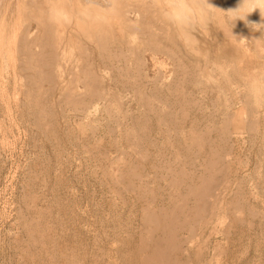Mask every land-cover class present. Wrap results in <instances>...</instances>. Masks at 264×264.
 Masks as SVG:
<instances>
[{"label": "rangeland", "instance_id": "rangeland-1", "mask_svg": "<svg viewBox=\"0 0 264 264\" xmlns=\"http://www.w3.org/2000/svg\"><path fill=\"white\" fill-rule=\"evenodd\" d=\"M56 3L0 0V264H264V32L145 0L68 44Z\"/></svg>", "mask_w": 264, "mask_h": 264}, {"label": "bare ground", "instance_id": "bare-ground-1", "mask_svg": "<svg viewBox=\"0 0 264 264\" xmlns=\"http://www.w3.org/2000/svg\"><path fill=\"white\" fill-rule=\"evenodd\" d=\"M57 1H60V0H57ZM144 1L145 0H71L72 8H68L63 3L49 4V5H47L46 14L49 18V15H48L49 9H65L70 13V15L72 17L71 23L65 24V23H53V22H51L54 39L56 41H58V40L62 41V40H64V38H66L65 40H67L69 42L68 44H70V39L72 37L71 31L74 28L75 29L88 28V29H94L97 32H101L100 30L102 28L103 23H105V25L107 26V29L109 28L110 36L114 37L116 30H114L113 27H110L109 22L112 23L115 19H118V18L123 19L122 23L130 22L131 19L127 18V15H129L128 9L122 8V7L127 6V8H128V7H131V5H134L133 8H135V6L140 7L139 4L143 3ZM154 1L160 2L162 5V8H164L166 6L170 7L174 3V0H154ZM199 1L200 0H194V1L185 0V3L187 5L193 6V3H195V2L199 3ZM224 1L226 4L225 6L228 7V8L227 7H225V8L227 9L226 12H227V15L229 16V18L231 20V23H233L234 25H239L240 27H242V26H245L246 24L249 25L250 21L254 20L255 26H257V28L259 27L258 29L259 30L261 29L264 32V6L261 7V10L256 9V10L251 12L252 8L255 7V4L245 3V5L242 9L237 10L244 3V0H224ZM73 7H74V9H73ZM196 7L197 6H195V9H196ZM123 9H124V11H123ZM114 10H115V12H114ZM219 10H220V7H219ZM129 11H130V9H129ZM244 12H251V13L247 14L244 19L237 18L234 20V18L236 16H241ZM37 16H38V14H37ZM216 16H217V18L220 17V14L218 11L216 12ZM13 17H14V15L12 16V18ZM6 21L8 22V19H6ZM117 24H119V21H117ZM220 25L222 27V22H220ZM250 25H252V23ZM70 27H72V28L70 29ZM223 27L231 35L237 33V31L233 27H229L225 22L223 23ZM107 29H105V31ZM118 29H120V28H118ZM184 29L185 28H182V30H184ZM188 32H189V28L186 29L185 34H188ZM242 34H244V33H242ZM49 37L52 38L51 36H49ZM259 45H262V44L259 43ZM58 47H59V45H58ZM30 55H31V53H30ZM138 55H139V53H138ZM26 79L27 78L25 77V80Z\"/></svg>", "mask_w": 264, "mask_h": 264}, {"label": "clouds", "instance_id": "clouds-1", "mask_svg": "<svg viewBox=\"0 0 264 264\" xmlns=\"http://www.w3.org/2000/svg\"><path fill=\"white\" fill-rule=\"evenodd\" d=\"M201 3H208V0H201ZM245 3L255 4L251 12L256 9L261 10V7L264 6V0H244V3L237 10L242 9ZM203 11L204 9L201 8V12ZM251 12H244L241 16H236L234 20L237 18L244 19ZM161 14L166 21L185 29L194 27L197 20L195 6L187 5L185 0H174L172 6H166L161 9ZM48 15L50 21L53 23L68 24L72 22L70 13L65 9H49Z\"/></svg>", "mask_w": 264, "mask_h": 264}]
</instances>
